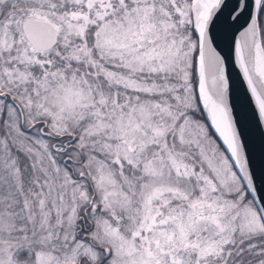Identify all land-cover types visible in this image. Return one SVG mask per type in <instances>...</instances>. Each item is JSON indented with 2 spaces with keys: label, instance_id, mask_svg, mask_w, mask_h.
<instances>
[{
  "label": "snow or ice",
  "instance_id": "snow-or-ice-1",
  "mask_svg": "<svg viewBox=\"0 0 264 264\" xmlns=\"http://www.w3.org/2000/svg\"><path fill=\"white\" fill-rule=\"evenodd\" d=\"M0 264H264V0H0Z\"/></svg>",
  "mask_w": 264,
  "mask_h": 264
},
{
  "label": "water",
  "instance_id": "water-1",
  "mask_svg": "<svg viewBox=\"0 0 264 264\" xmlns=\"http://www.w3.org/2000/svg\"><path fill=\"white\" fill-rule=\"evenodd\" d=\"M239 86L237 85V97L239 98ZM254 152L256 154V158H257V164H259V148L258 145H254Z\"/></svg>",
  "mask_w": 264,
  "mask_h": 264
}]
</instances>
